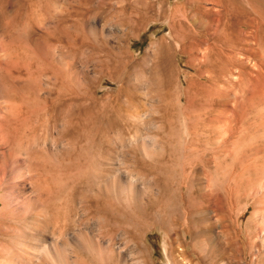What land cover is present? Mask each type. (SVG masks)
Listing matches in <instances>:
<instances>
[{
	"label": "rangeland",
	"instance_id": "374dc122",
	"mask_svg": "<svg viewBox=\"0 0 264 264\" xmlns=\"http://www.w3.org/2000/svg\"><path fill=\"white\" fill-rule=\"evenodd\" d=\"M0 80V264H264V0H0Z\"/></svg>",
	"mask_w": 264,
	"mask_h": 264
},
{
	"label": "bare ground",
	"instance_id": "6f19581e",
	"mask_svg": "<svg viewBox=\"0 0 264 264\" xmlns=\"http://www.w3.org/2000/svg\"><path fill=\"white\" fill-rule=\"evenodd\" d=\"M218 3H219V2H218ZM8 55H9V54H8ZM8 55H7V56H8ZM8 57H9V56H8ZM8 60H9V59H8ZM7 62H8V61H7ZM5 65H7V64H5ZM9 65H11V64H9ZM1 80H2V78H1ZM1 80H0V81H1ZM1 136H2V135H1ZM1 136H0V139H1ZM1 141H2V140H1ZM3 144H5V143H3ZM16 158H17V157H16Z\"/></svg>",
	"mask_w": 264,
	"mask_h": 264
}]
</instances>
